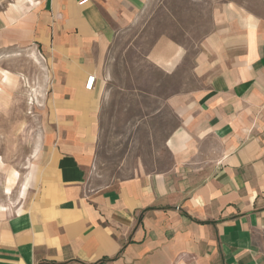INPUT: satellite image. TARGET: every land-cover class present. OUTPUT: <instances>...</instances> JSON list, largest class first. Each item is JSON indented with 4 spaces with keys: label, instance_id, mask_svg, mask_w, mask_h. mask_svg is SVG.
<instances>
[{
    "label": "crops",
    "instance_id": "1",
    "mask_svg": "<svg viewBox=\"0 0 264 264\" xmlns=\"http://www.w3.org/2000/svg\"><path fill=\"white\" fill-rule=\"evenodd\" d=\"M35 1L0 13V39L50 61L51 141L21 206H0V264H264V0H184L210 26L197 86L169 101L173 165L102 189L88 177L105 59L150 0ZM163 46L151 57L169 68Z\"/></svg>",
    "mask_w": 264,
    "mask_h": 264
},
{
    "label": "rangeland",
    "instance_id": "2",
    "mask_svg": "<svg viewBox=\"0 0 264 264\" xmlns=\"http://www.w3.org/2000/svg\"><path fill=\"white\" fill-rule=\"evenodd\" d=\"M35 2L0 0V13ZM193 13L198 8L184 0H150L110 45L101 78L91 188L172 167L166 143L180 123L169 101L197 86L193 49L210 26L205 5L201 15ZM161 43L164 53L169 45L176 53L169 68L151 57ZM181 46L187 51L182 63ZM50 84V61L36 46L7 45L0 39V206L10 212L32 191L39 156L51 141Z\"/></svg>",
    "mask_w": 264,
    "mask_h": 264
},
{
    "label": "built area",
    "instance_id": "3",
    "mask_svg": "<svg viewBox=\"0 0 264 264\" xmlns=\"http://www.w3.org/2000/svg\"><path fill=\"white\" fill-rule=\"evenodd\" d=\"M94 80H95V78L92 77V76H91V77H88V78L86 79V84H85V89H86V90L90 91V90L93 89Z\"/></svg>",
    "mask_w": 264,
    "mask_h": 264
}]
</instances>
